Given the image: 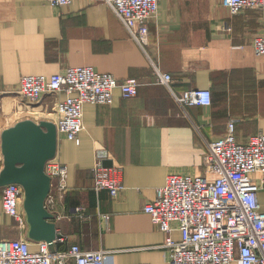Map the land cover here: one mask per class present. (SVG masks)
<instances>
[{
  "label": "crops",
  "instance_id": "1",
  "mask_svg": "<svg viewBox=\"0 0 264 264\" xmlns=\"http://www.w3.org/2000/svg\"><path fill=\"white\" fill-rule=\"evenodd\" d=\"M157 11L142 48L103 0L62 6L0 0V160L3 129L26 118L54 122L55 101L66 97L44 93L31 102L18 91L21 76L91 65L119 80H140L134 96L115 88L110 103H84L77 140L58 137L55 155L66 166L67 189L56 205L59 216L52 218L61 233L54 242L57 252L77 243L107 250L105 264H169L161 246L165 234L143 204L155 199L168 174L202 173L207 143L227 131L229 119H236L239 143L264 132V55L254 53L251 43L264 33V7L232 14L222 0H160ZM154 65L171 75L175 92L208 87L210 104L183 109L155 80ZM99 154L106 166L121 168L125 187L116 196L93 189ZM1 193L2 187L0 239L27 238L37 250L38 241L27 237L28 225L19 226L3 212ZM257 195L264 210V190ZM76 206L85 208V219ZM172 236L179 238L180 231ZM62 262L75 264L72 257Z\"/></svg>",
  "mask_w": 264,
  "mask_h": 264
},
{
  "label": "built area",
  "instance_id": "2",
  "mask_svg": "<svg viewBox=\"0 0 264 264\" xmlns=\"http://www.w3.org/2000/svg\"><path fill=\"white\" fill-rule=\"evenodd\" d=\"M47 1L52 6L72 2ZM103 1L144 48L149 36L148 20L157 14L160 0ZM222 3L232 14L264 7V0H222ZM251 43L254 53L264 55V33L255 34ZM154 68L156 81L169 89L183 109L188 104H210L208 87L176 93L171 89V75L155 65ZM139 84L135 77L119 80L91 65H74L49 75H23L18 91L31 102L38 101L44 93L64 92L66 97L58 98L54 106L57 140L59 136L77 140L83 128L84 103H110L115 88L124 97L134 96ZM235 120L229 119L227 131L207 143L202 173L168 174L166 182L156 187L155 199L143 204V211L165 234L161 246L166 250L169 264H227L232 260L238 264H264V210L257 195L258 190H264V132L239 143L234 132ZM2 166L0 160V170ZM44 171L50 177L44 205L59 216L56 205L67 189V169L55 155L45 162ZM92 171L96 192L105 189L116 196L124 189L120 166H106L100 154ZM23 199L21 184L11 182L2 186V210L22 227L27 226ZM84 209L74 208L81 219L86 218ZM174 229L180 231L179 238H173ZM106 251L82 249L72 243L56 256L60 264L65 257H72L75 264H105ZM53 257L45 241H38L37 250H31L27 238L0 239V264H52Z\"/></svg>",
  "mask_w": 264,
  "mask_h": 264
},
{
  "label": "water",
  "instance_id": "3",
  "mask_svg": "<svg viewBox=\"0 0 264 264\" xmlns=\"http://www.w3.org/2000/svg\"><path fill=\"white\" fill-rule=\"evenodd\" d=\"M57 132L55 123L48 119L30 118L17 121L1 133L3 166L0 170V187L16 182L24 189L23 209L28 225L27 237L47 242L58 264L54 242L61 237L54 214L44 205L50 188V177L44 171L45 162L55 156Z\"/></svg>",
  "mask_w": 264,
  "mask_h": 264
},
{
  "label": "trees",
  "instance_id": "4",
  "mask_svg": "<svg viewBox=\"0 0 264 264\" xmlns=\"http://www.w3.org/2000/svg\"><path fill=\"white\" fill-rule=\"evenodd\" d=\"M154 78H155V71H154ZM156 80V79H155ZM176 93H179V92H176Z\"/></svg>",
  "mask_w": 264,
  "mask_h": 264
}]
</instances>
